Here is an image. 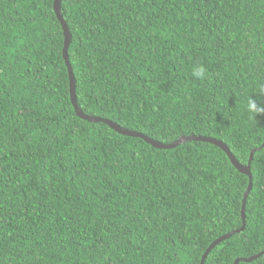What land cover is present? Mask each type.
Segmentation results:
<instances>
[{"label": "trees", "instance_id": "trees-1", "mask_svg": "<svg viewBox=\"0 0 264 264\" xmlns=\"http://www.w3.org/2000/svg\"><path fill=\"white\" fill-rule=\"evenodd\" d=\"M53 2L0 0V264H200L241 229L248 177L214 145L157 150L77 117ZM61 13L85 116L164 145L214 139L243 166L255 151L245 229L204 264L263 253L264 115L245 101L264 89V0H61Z\"/></svg>", "mask_w": 264, "mask_h": 264}, {"label": "water", "instance_id": "water-1", "mask_svg": "<svg viewBox=\"0 0 264 264\" xmlns=\"http://www.w3.org/2000/svg\"><path fill=\"white\" fill-rule=\"evenodd\" d=\"M53 11L55 14L56 19L58 20V22L61 25L62 31H63V36H64V48H63V59L65 61L67 70H68V75H69V92H70V100L71 103L75 109V113L77 115V117H79L80 119L87 121L89 123H103L105 125H108L110 127V129H112L113 131H115L116 133H118L121 136H126V137H130V138H139L142 139L143 141H145V143H147L148 145L152 146L154 149L157 150H170L173 149L175 147H177L180 144L183 143H187V142H204V143H208L211 145L216 146L217 148L221 149L230 159L231 163L233 164V166L237 169V171H239L241 174L246 175L249 179V183H248V188L243 196V201H242V208H241V220H242V227L241 229L234 231L233 233H230L228 235H225L223 237H220L219 239H217L215 242H213L210 247L207 249V251L204 253L202 260L200 262V264H204L206 257L208 256V254L220 243L230 239L234 234H238L240 232H243L245 229V204H246V200L248 197V194L251 191L252 188V177H251V173H250V165H251V161L253 158V155L255 153V151H252L249 157V161L248 164L246 166L243 165H239L237 163V161L234 159V157L231 155V153L229 152V149L226 147L225 144H223L220 141L214 140V139H209V138H200V137H188V138H181L180 140H178L177 142L170 144V145H164V144H160L157 143L155 141H152L151 139H148L144 136H142L141 134H137V133H133V132H129L127 130H124L120 127H118L117 125L106 121V120H101L98 118H93V117H88L85 116L77 107L76 104V97H75V81H74V77L72 74V70L71 67L69 65L68 62V48L70 46V42H71V35L69 33V30L63 20L62 17V13H61V0H54L53 2ZM264 255V252L252 257L250 259H239L236 260L234 264H239L240 262L243 263H250L252 261H254L255 259L259 258L260 256Z\"/></svg>", "mask_w": 264, "mask_h": 264}, {"label": "clouds", "instance_id": "clouds-1", "mask_svg": "<svg viewBox=\"0 0 264 264\" xmlns=\"http://www.w3.org/2000/svg\"><path fill=\"white\" fill-rule=\"evenodd\" d=\"M192 77L196 80H206L210 79V74L208 69L203 64L195 65L191 73ZM264 96V89H261L256 94H253L246 98L245 107L246 110L251 114V116L256 119L257 116L264 115V103H261L257 99H253V96Z\"/></svg>", "mask_w": 264, "mask_h": 264}]
</instances>
